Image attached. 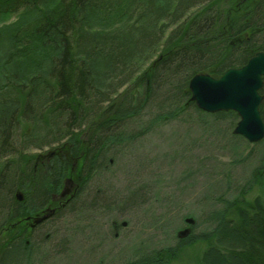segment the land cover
Segmentation results:
<instances>
[{"label":"trees","instance_id":"obj_1","mask_svg":"<svg viewBox=\"0 0 264 264\" xmlns=\"http://www.w3.org/2000/svg\"><path fill=\"white\" fill-rule=\"evenodd\" d=\"M3 1L0 10L7 17L22 16L0 59V233L11 235L1 249L25 244L28 230L22 226L34 214L72 209L73 199H55L62 180L72 176L84 189L118 147L138 135L128 131L144 117L147 127L138 133L151 127L150 119L160 121L161 113L197 107L189 90L194 74L220 76L264 50V0ZM108 10L116 16L114 26L112 17L104 22ZM139 80L140 89L130 92ZM260 110L264 120V101ZM263 170L264 158L253 172L263 177ZM144 189L139 184L100 203L105 193L97 190L91 203L132 208L145 197ZM248 201L235 200L229 209L236 221L257 225L264 239V214L250 213ZM261 202L252 201L260 209ZM232 227L226 222L218 231L229 246L241 242L231 246L226 264H264V241L256 236L258 249L250 252L248 238ZM196 237L189 244L208 246L211 233ZM159 251L157 261L165 260L154 264H171L179 256L177 249Z\"/></svg>","mask_w":264,"mask_h":264},{"label":"rangeland","instance_id":"obj_2","mask_svg":"<svg viewBox=\"0 0 264 264\" xmlns=\"http://www.w3.org/2000/svg\"><path fill=\"white\" fill-rule=\"evenodd\" d=\"M4 3L0 0V8ZM7 15L0 10V59L13 26L22 16ZM108 17L114 26L117 19L113 21L116 16L111 10L105 23ZM141 81L131 84L129 91L137 92ZM175 111L161 113L164 117L155 123L150 119L151 127L142 133L138 131L147 127L146 117L145 124L135 130L132 126L128 133L138 135L118 147L108 165L84 189L72 176L62 180L55 199H73L69 204L73 208L55 216L53 212L40 225L34 222L37 214L21 223L28 230L21 233L25 244L0 248V264H154L165 260L161 257L157 261L159 250L170 249L179 252L171 264H204L203 258L207 261L210 252L209 264H226L231 246L241 243L234 241L229 246L223 237L218 238L226 222L248 238L244 241L249 242L248 251L258 249L256 236L257 241H264L256 234L258 226L236 221L238 216L229 208L233 201L247 199L250 213L264 214V202L261 209L252 203L264 199V170L260 171L263 177L253 172L264 157V138L251 143L234 134L240 117L232 110L208 113L191 107ZM139 184L145 185V197L132 208L120 210L116 204L110 208L99 204L103 198L117 199ZM97 190L105 194L94 207L91 202ZM220 214H224L225 222L217 223ZM188 218L194 222L188 223ZM186 228H190L189 234L180 238L178 233ZM226 232L224 237L229 240L231 232ZM9 233H0L1 244L9 241ZM205 233H211L208 246L221 253L208 251L199 241L189 244L191 238ZM4 249H8L9 257Z\"/></svg>","mask_w":264,"mask_h":264},{"label":"water","instance_id":"obj_3","mask_svg":"<svg viewBox=\"0 0 264 264\" xmlns=\"http://www.w3.org/2000/svg\"><path fill=\"white\" fill-rule=\"evenodd\" d=\"M264 85V50L255 52L246 64L231 67L222 75L214 76L210 72L194 74L189 81L191 100L197 107L208 113L235 111L240 120L234 134L241 135L251 143L264 138V120L260 107L264 101L261 89ZM65 195V194H63ZM22 199V195H18ZM54 210L48 209L35 219V224L45 221ZM192 224L194 220L188 218ZM190 228L181 230L178 236L186 237Z\"/></svg>","mask_w":264,"mask_h":264},{"label":"bare ground","instance_id":"obj_4","mask_svg":"<svg viewBox=\"0 0 264 264\" xmlns=\"http://www.w3.org/2000/svg\"><path fill=\"white\" fill-rule=\"evenodd\" d=\"M239 116V115H238ZM240 120V119H239ZM238 123V122H237ZM237 125V124H236ZM53 154V150H49V153H48V156H51ZM262 158H264V157H262ZM76 195V194H75ZM45 211H43V213H44ZM37 215H39V214H37Z\"/></svg>","mask_w":264,"mask_h":264}]
</instances>
